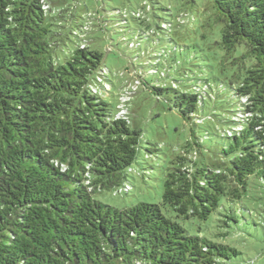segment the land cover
<instances>
[{
  "label": "trees",
  "instance_id": "16d2710c",
  "mask_svg": "<svg viewBox=\"0 0 264 264\" xmlns=\"http://www.w3.org/2000/svg\"><path fill=\"white\" fill-rule=\"evenodd\" d=\"M145 2L118 10L116 28L129 36L139 85L190 135L162 202L119 209L96 195L127 193L142 133L107 101L104 54L78 42L65 51L50 0H0V264H228L242 255L205 230L217 216L221 229L237 224L250 179L264 174V0H213L236 67L226 79L172 43L179 16L164 9L163 19ZM142 9L151 23L132 17Z\"/></svg>",
  "mask_w": 264,
  "mask_h": 264
},
{
  "label": "rangeland",
  "instance_id": "374dc122",
  "mask_svg": "<svg viewBox=\"0 0 264 264\" xmlns=\"http://www.w3.org/2000/svg\"><path fill=\"white\" fill-rule=\"evenodd\" d=\"M50 2V6H46L48 15L57 19L56 22L53 19L52 22L55 24L52 28L62 35L64 50L67 52L73 50L78 42L104 54L106 72L109 76L103 86L110 97L107 101L114 108L119 104L120 114L130 116L132 127L142 133L139 161L133 165V171L129 173L125 182L127 193L107 192L96 195L97 200L119 209L138 203L160 204L165 173L172 166L173 160L181 155L183 146L189 139L190 128L176 110L169 108L164 99L157 101L148 90L139 85L138 70L131 69L129 64V58L135 54H132L133 51L123 42V38L128 40L129 36H124L125 30L116 28L115 22L125 18L124 15H119L118 18V10L132 8L137 10L143 2L145 5L147 2L145 0H50ZM152 2L156 6V13L163 19H171V16L162 11L164 9L169 10L173 17L179 16V25H176L170 34L173 44L188 47V56H196L195 64H206L212 77L226 79L232 75V70L236 67L233 65V58H225L226 52L220 44L224 24L219 20V13L213 0H152ZM59 16H62L60 20ZM86 17L91 20L85 19ZM132 17L137 19V24L144 20L146 24L151 23L150 12L144 9L133 13ZM155 22L157 26L161 24V31L167 32L168 24L162 23L160 19H156ZM83 24L85 27L81 28L82 33H79L80 38L77 40L73 31L78 30ZM131 25L134 27L133 23ZM143 32L148 34L145 35L148 37L153 35L151 32L147 33L148 29H144ZM162 38L166 40V37ZM166 43L163 42L162 45L168 50ZM58 52H61L60 48ZM234 56L236 57L237 53ZM178 59L183 61L184 57L181 58L178 54ZM189 66L191 71H198L192 65ZM261 176L250 179L247 195L241 205H237L239 209L237 224H233L231 229H221L219 226H222V223L219 220L223 218L217 216L205 230L207 236L242 253L239 258L228 264H264V174ZM220 231H228V236L221 237L218 235Z\"/></svg>",
  "mask_w": 264,
  "mask_h": 264
}]
</instances>
